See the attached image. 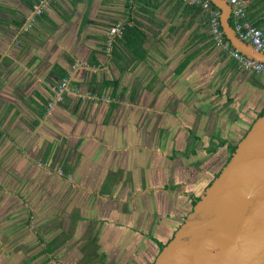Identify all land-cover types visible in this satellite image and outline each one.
<instances>
[{
  "label": "crops",
  "instance_id": "crops-1",
  "mask_svg": "<svg viewBox=\"0 0 264 264\" xmlns=\"http://www.w3.org/2000/svg\"><path fill=\"white\" fill-rule=\"evenodd\" d=\"M42 1L0 0V264H49L47 247L56 252L73 245L74 239L59 243L55 229L63 226L49 222L63 209L59 191L54 201L51 198L55 187L74 188L71 203L63 199L68 202L64 217L81 228L91 231L103 219L117 224L133 218L120 214L115 199L118 188L129 187L140 171L137 129L128 125L132 109L122 108L131 105L135 110L134 100L137 103L140 92L161 83L159 77L166 76L163 82L177 77L200 86L196 88H208L216 105L229 112L234 139L264 112V73L240 70L227 52L214 45L210 14L203 8L183 0H57L35 15L34 7ZM247 1V19L264 31V0ZM229 22L234 28L232 16ZM113 27H121L118 36L125 27L137 28L146 59L134 60L141 52L129 54L124 49L116 58L109 57ZM75 63L88 66L72 71ZM182 65L186 66L178 72ZM69 73L71 86L82 93L92 88L106 100L84 103L68 95L63 104L48 110L52 87ZM226 135L223 129L212 133L211 139ZM37 161L47 167L38 168ZM55 169L71 179L56 176ZM173 228L174 224L163 228V240ZM124 235L111 228L106 240L100 241L101 264L117 259L128 264ZM110 236L113 248L108 245ZM155 253L154 248V255L143 264Z\"/></svg>",
  "mask_w": 264,
  "mask_h": 264
},
{
  "label": "rangeland",
  "instance_id": "rangeland-1",
  "mask_svg": "<svg viewBox=\"0 0 264 264\" xmlns=\"http://www.w3.org/2000/svg\"><path fill=\"white\" fill-rule=\"evenodd\" d=\"M165 78L166 76H163V79L159 77L161 83L149 91L140 92L142 97L139 96L137 103L135 100L133 102L137 104L135 110L131 105H123L125 107L122 108V110L132 109L129 113L132 117L128 120V125L137 129L134 138L135 143L139 142L137 145L140 154L138 165L140 171L127 183L129 187L124 185L118 188L115 199L120 214H130L133 218L129 221L120 220L117 224L113 219H103L100 226L94 227L91 231L87 227L81 228L80 223L65 221L64 217L68 202L65 204L63 199H68L71 203L74 188L55 187L51 198L54 201L59 191L60 209H63L54 213L55 216L50 218L49 222L55 221L57 224L53 223L54 227L63 226L60 230L55 229L59 243L69 239L75 241L70 248L57 250L45 262L94 264L96 255L102 250L100 241L103 243L113 228L114 231L125 232L123 239L129 246L127 263L143 264L148 259L147 256L154 255L149 236L163 240L162 229L168 230L169 226H173L182 210L189 208L190 195L201 194L207 174L227 156L224 148L206 154L204 147L213 151L217 141L211 139V135L223 129L227 132L226 140L236 142L232 132L229 133V128L231 129L232 126L229 125L232 122V118H228L229 112L216 105L214 95L208 88H196L198 84L192 82L187 84L186 81L175 79L177 77L163 82ZM97 101H84V103ZM121 101L120 99L119 104H124V100ZM136 112L141 113L140 118ZM236 125L239 128L238 122ZM138 134H140L139 140ZM196 136H199L200 140ZM37 167L45 169L44 166L37 165ZM58 170L55 169L53 174L62 178ZM182 192L190 195L183 196ZM68 216L71 217L69 214ZM158 220H161L160 226L154 229ZM121 237H118L117 241ZM110 238L112 239V236L108 238V245H112L113 248ZM73 246H77V250L72 249ZM120 255L119 251L117 256Z\"/></svg>",
  "mask_w": 264,
  "mask_h": 264
},
{
  "label": "water",
  "instance_id": "water-1",
  "mask_svg": "<svg viewBox=\"0 0 264 264\" xmlns=\"http://www.w3.org/2000/svg\"><path fill=\"white\" fill-rule=\"evenodd\" d=\"M210 1L221 11V27L231 45L264 63V54L236 35L228 3ZM154 264H264V112Z\"/></svg>",
  "mask_w": 264,
  "mask_h": 264
},
{
  "label": "built area",
  "instance_id": "built-area-1",
  "mask_svg": "<svg viewBox=\"0 0 264 264\" xmlns=\"http://www.w3.org/2000/svg\"><path fill=\"white\" fill-rule=\"evenodd\" d=\"M57 0H43L40 5L34 7L35 15H40L42 13V7L48 6ZM186 4L191 6H198L208 11L210 14V27L212 32L213 42L216 47L221 48L223 51L227 52L237 64V67L244 71L255 74L264 73V63L254 60L244 54L239 50L235 49L231 43L225 37V34L221 27L220 12L215 10L212 6L210 0H183ZM231 8V16L234 20V30L236 35L241 40L249 43L255 52L264 54V31L259 27L250 23L247 19V0H225ZM33 25V19L26 25L25 30H29ZM121 27H113L110 29L109 38L120 34ZM110 45L107 51L110 52ZM88 66L87 63H75L72 66V71ZM71 74L67 75L64 79L60 81L58 85L52 87V98L47 105V109L51 110L57 104H62L68 95H75L80 101H96L105 100L104 95H98L97 93H92L91 91L82 93L77 87L70 85ZM37 165L40 167H46L45 163L38 162ZM58 173L66 178L71 179L70 175H66L62 169L58 170Z\"/></svg>",
  "mask_w": 264,
  "mask_h": 264
},
{
  "label": "flooded vegetation",
  "instance_id": "flooded-vegetation-1",
  "mask_svg": "<svg viewBox=\"0 0 264 264\" xmlns=\"http://www.w3.org/2000/svg\"><path fill=\"white\" fill-rule=\"evenodd\" d=\"M257 119V118H256ZM254 123V122H253ZM252 123V124H253ZM252 124H248L247 128L245 129V131L243 132L242 136L235 139L236 142L233 143V142H229L227 141L226 139L227 138H223V139H220V138H215V140L217 142H219V147H215L213 149V151H210L209 149H206L205 148V151H206V154H210L211 152H217V150H219L221 147H223L227 153V156L223 159V161H221L220 163H218V165H216L207 175V179L205 181V183L202 185V188H201V194L198 195V194H195L194 196L193 195H190L188 193H185V192H182V195L185 196V195H190V204H189V208H186L185 210L183 209L182 210V213L176 217L175 219V222H174V228L172 229L170 235L164 239V240H159V239H155L151 236H149L151 239H149L152 244L154 245V248H155V255L156 257L158 256V254L160 253V251L162 250V248L173 238L174 236V233L177 231V229L182 225V223L184 222V220L186 219L187 215L192 211L193 209V206L196 204V202L200 199V197L203 195V193L205 192V190L207 189V187L213 182V180L219 175V173L221 172V170L223 169V167L228 163L232 153L235 151L238 143L243 139V137L246 135V133L248 132V130L250 129V127L252 126ZM198 141V139H197ZM226 145L227 149L224 147ZM210 151V152H209ZM174 191V190H173ZM158 226V224H157ZM163 230V229H162ZM160 232V231H159ZM164 232V230H163ZM90 245L93 246V244L89 243ZM55 253V250L54 248H50V247H47V249L45 250V254L49 255V256H53V254ZM97 256V255H96ZM155 258H153L151 261L149 262H145L144 264H154L155 262ZM88 261V260H87ZM86 262V260L84 261ZM120 260L117 259L115 260V262H109L108 264H120ZM94 264H101V262L98 260V258H96V262Z\"/></svg>",
  "mask_w": 264,
  "mask_h": 264
},
{
  "label": "trees",
  "instance_id": "trees-1",
  "mask_svg": "<svg viewBox=\"0 0 264 264\" xmlns=\"http://www.w3.org/2000/svg\"><path fill=\"white\" fill-rule=\"evenodd\" d=\"M215 8V7H214ZM217 9V8H215ZM218 10V9H217ZM122 35L118 36V35H115L111 38H108V43L110 42L111 45H110V52H109V57H113V58H116V55L117 53L119 52L120 54V49H124L126 51H129V54H132L134 51H139L141 52L140 55L137 57L134 56V60H138V61H143L146 59V56L143 54V37L142 34H140L138 32V29L137 28H131V29H128L127 27L124 28V30H122ZM215 45V44H214ZM109 46V45H108ZM107 46V48H108ZM118 54V55H119ZM186 65H182V67L178 70V72L182 71L184 68H185ZM67 75H62L61 76V80L63 78H65ZM108 85V84H107ZM106 88V86L104 87ZM115 88H116V85H114L113 87V93L111 94V96H114L115 95ZM91 92L92 93H95V90L91 88ZM105 90V89H104ZM263 112H261L259 114V116L262 114Z\"/></svg>",
  "mask_w": 264,
  "mask_h": 264
}]
</instances>
